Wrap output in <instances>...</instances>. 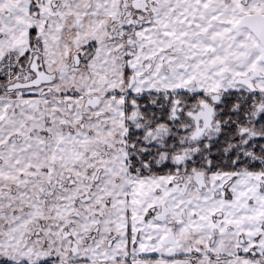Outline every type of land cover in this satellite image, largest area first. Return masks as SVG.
I'll use <instances>...</instances> for the list:
<instances>
[{
    "label": "snow or ice",
    "instance_id": "1",
    "mask_svg": "<svg viewBox=\"0 0 264 264\" xmlns=\"http://www.w3.org/2000/svg\"><path fill=\"white\" fill-rule=\"evenodd\" d=\"M0 264H264V0H0Z\"/></svg>",
    "mask_w": 264,
    "mask_h": 264
}]
</instances>
